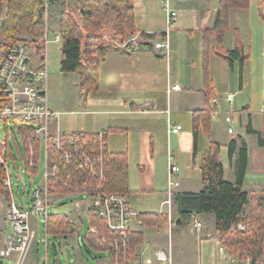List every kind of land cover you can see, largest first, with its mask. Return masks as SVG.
I'll use <instances>...</instances> for the list:
<instances>
[{
    "label": "crops",
    "instance_id": "crops-1",
    "mask_svg": "<svg viewBox=\"0 0 264 264\" xmlns=\"http://www.w3.org/2000/svg\"><path fill=\"white\" fill-rule=\"evenodd\" d=\"M164 1L134 0L136 32L154 35L150 44L133 52L119 49L108 51L100 64L98 89L88 100L85 101L82 96V101L76 102L71 108L64 101L60 103L50 99L49 95L51 108L61 113L59 126L63 132L107 131V151L128 153L126 195L130 206L139 213L132 218L130 231L139 234L142 240L131 253L132 264H138L141 259L145 264H163L157 259L159 250L170 253L174 264H250L249 258L239 259L227 249H221L223 246L218 238L213 213L199 214L188 226H179L178 206L174 199L171 207L173 224L170 225L168 207L163 202L167 198L169 150L174 163L180 168L177 174L180 185L175 190L176 197L188 192H200L204 188V154L212 145L220 146L219 155L225 179L228 170L231 178L227 180L235 182V160L243 143H246L248 166L240 188L250 194L264 193V145L259 143L258 137V132L263 130L264 106L253 107L252 97L248 100L241 97L254 87L251 66L253 59H259L264 64V19L261 16H248V10H230L229 28L221 43L217 41L215 34L209 36L206 31L215 25L220 0H169L178 12L170 26L167 23ZM246 17L250 21L248 28L245 27ZM241 21L242 25L239 27ZM50 22V30L54 31L51 30V33L55 34L58 32L57 21L53 18ZM234 28L240 30L244 51L249 55V71L245 70L242 80L237 62L233 67L227 59V50L235 45L232 34ZM167 30L170 51L166 58L162 52L154 49L153 43ZM61 47L62 43L58 48L60 51ZM246 48H249L248 52ZM259 74L264 87V71ZM50 75L49 71V80ZM173 85H179L181 90L168 91ZM225 93L235 95V133L228 132V125L223 119H212L210 133L205 134L196 126L197 113L208 107L210 95ZM170 122L181 125V131L169 134L167 130ZM249 129L255 132L251 133ZM226 133L229 138H226ZM235 146L237 152L234 160L227 165L221 155L224 153L228 156L229 150ZM41 185L42 183L39 186ZM50 194L62 198L57 200L61 209L55 207L51 212L49 205V213L67 215L75 231L66 237L57 236L61 248L74 249L75 258L68 260V264H92L79 240L73 238L83 229L92 201L85 203L75 200L74 205L68 207L62 196L66 193ZM10 198L9 193V198H5L7 207ZM15 198L17 199L16 196ZM17 200L21 206L31 203V199L24 205L21 200ZM81 208L84 210L83 224L78 227L76 222L81 217ZM148 214L160 215L167 218V221L161 225H152L156 220L145 219L144 216ZM39 218L41 217L32 218V226L37 235L24 264H32L36 257L37 244L41 240L34 221L38 223ZM196 221L202 223L199 229L195 227ZM6 223L7 227L0 232V247L5 245L6 239L12 234V231H8V226L11 227L8 218ZM240 223L247 228L245 219ZM94 228L90 227L89 230L93 231ZM47 237L45 232L46 243ZM84 237L87 252L97 251L86 244ZM91 257L98 259L92 254ZM6 259L7 263L0 262L16 264L18 254L14 253ZM99 263L110 264L108 253L106 259H101Z\"/></svg>",
    "mask_w": 264,
    "mask_h": 264
},
{
    "label": "trees",
    "instance_id": "trees-1",
    "mask_svg": "<svg viewBox=\"0 0 264 264\" xmlns=\"http://www.w3.org/2000/svg\"><path fill=\"white\" fill-rule=\"evenodd\" d=\"M73 6L80 11L82 23L76 20ZM260 13L264 19V0H259ZM250 0H220L216 12L215 25L206 29L208 35H216L218 42L223 41L229 28V11L246 10ZM49 22L54 18L58 22V31L62 39L60 71L65 74L76 73L85 101L98 89L100 64L108 51L115 48L101 41L91 42L87 37L103 34L115 36L136 32L134 0H48ZM45 27V5L43 0H0V60L7 57L10 49L21 41V33L33 35L32 41L37 47L43 46L42 36ZM235 45L227 50V59L231 66H237L240 79H243L249 55L245 53L239 29H232ZM85 42L84 48L82 43ZM221 47H223L221 45ZM211 85H209V88ZM2 94L0 93V96ZM3 101L0 100V110ZM212 115L209 107L197 113V125L205 134L211 130ZM1 127V124H0ZM5 143L1 147L6 160L23 163L27 168L33 157L30 146H34V158L38 157V141L32 139L30 128L16 122L4 124ZM196 134V130H194ZM249 132H255L249 129ZM105 133L107 131H104ZM88 137L95 133H86ZM107 135V133H106ZM259 143L264 145L263 130L258 132ZM237 146L229 150V162L232 163ZM220 146L212 145L204 154L203 176L205 186L200 192H188L175 197L178 206L179 226H188L193 219L202 213H213L216 218L215 228L221 245L239 259H250V264H264V193L250 194L241 190L243 178L248 166V148L243 143L235 160L236 180L225 179L223 164L220 160ZM57 161L63 170H72L74 164H68L49 150V163ZM107 171L104 179L105 192H128L129 156L127 152H108L106 154ZM82 177V174L78 175ZM5 170L0 164V195L9 198V190L4 184ZM94 180H91L93 183ZM52 193H80V187L66 189L58 184L51 187ZM93 195L91 190L87 191ZM97 206L92 202L88 207L90 227L85 233L86 244L94 250L107 252L110 264L114 263L115 253L112 240L118 236L98 215ZM143 217V216H142ZM145 219H155L152 225H161L167 221L160 215L148 214ZM246 220L247 228L243 231L236 226ZM144 222V220H143ZM146 223V222H144ZM90 229V228H89ZM47 236H68L74 228L69 217L64 214L50 213L45 221ZM130 242L126 248V258L131 260V253L141 243V236L128 230ZM104 240L98 243V239ZM123 263L124 259L120 258ZM0 264H2L0 262ZM124 264V263H123Z\"/></svg>",
    "mask_w": 264,
    "mask_h": 264
},
{
    "label": "built area",
    "instance_id": "built-area-1",
    "mask_svg": "<svg viewBox=\"0 0 264 264\" xmlns=\"http://www.w3.org/2000/svg\"><path fill=\"white\" fill-rule=\"evenodd\" d=\"M164 9L167 13L168 26L175 21L178 12L171 6L169 0L164 1ZM48 3L45 4V27L42 36L43 46L37 47L32 39L18 41L9 51L5 62L0 69V100L3 106L0 110V164L5 170L4 184L9 189L10 201L7 209L8 222L12 228V234L6 239L5 245L0 249V257H11L18 254L16 264H24L35 241L37 232L32 226V218L41 217L46 221L51 202V187L58 184L66 189L80 187L83 192L91 190L92 202L97 206L98 215L106 222L112 231L118 236L112 240L114 245L115 260L113 264H132L126 258V248L130 242L128 230L131 220L139 213L129 204L125 193L105 192L103 190L104 179L107 171V135L104 131L95 133L96 136L88 137L85 131L65 133L60 129V112L51 108L49 99V45L52 42L62 43L58 32L51 35L49 26ZM169 30L164 32L153 43L154 49L162 52L164 57L169 56L170 41ZM155 38L154 35L135 32L125 38L119 39L114 34H103L90 37L89 41H101L111 44L115 49L125 52H133L148 45ZM181 90L179 85L169 87L168 91ZM235 95H210L208 107L212 119H223L228 125V132L235 133L234 121L236 112L233 107ZM16 122L30 128L32 139L38 141L39 154L34 158V146H30L32 158L29 162L32 173L35 174L40 162L43 160L45 170L42 177V185L34 188L31 193V203L21 206L13 193V180L7 160L3 157L1 147L5 143L4 124L13 125ZM181 125L168 123V133H179ZM49 150L58 155L68 164H74L72 170H63L57 161L49 163ZM180 168L174 163L172 152H168V186L167 198L163 205L168 207L170 225L173 224L171 207L175 199V190L180 185L177 174ZM82 174V177L78 175ZM91 180H94L93 183ZM76 194V193H69ZM202 226L196 221L195 227ZM240 230L246 226L238 224ZM96 228L93 229L95 231ZM104 237L98 239L102 242ZM224 247H221V249ZM120 258L124 262H120ZM158 261L164 264H174L172 256L165 250L157 253ZM138 264H145L141 259Z\"/></svg>",
    "mask_w": 264,
    "mask_h": 264
},
{
    "label": "rangeland",
    "instance_id": "rangeland-1",
    "mask_svg": "<svg viewBox=\"0 0 264 264\" xmlns=\"http://www.w3.org/2000/svg\"><path fill=\"white\" fill-rule=\"evenodd\" d=\"M43 2L45 5L46 3H48V0H43ZM73 10H74L76 20L79 23H82L83 21L80 15V11L76 8V6H73ZM235 10H239V9H235ZM246 10L249 11L248 16L254 15V17L259 18L261 16L259 0H250V7ZM244 21L246 23L245 27L248 28V23L250 21L247 19V17L245 18ZM50 23L51 22H49V26H50ZM241 25H242V21L240 22L239 27H241ZM53 32L51 33V35H53ZM133 33H126L124 35H120L116 37H118L119 39L121 38L123 39ZM20 39L30 40V39H33V35L30 33H21ZM87 40L89 41V37H87ZM60 45H61L60 42H52L49 45V71L51 74L50 80H49V95H50V99L52 100L55 99L56 101H59L60 103L64 101L66 106L72 108V105H75L76 102L82 101L83 93L79 85L78 74L76 73L65 74L60 71V61H61L60 59L62 56L61 51L58 49ZM84 45H85V42L82 43L83 48H84ZM248 49L249 48H246V52H248ZM5 60H6V57L0 60V69H1L2 64L5 62ZM251 63H252L251 66L253 68V73H254V83H253L254 87H253V90L243 93L241 97L245 100H248L249 98L252 97V101L254 104L253 107L261 108L262 106H264V87H262V78L259 73L261 71H264L263 69L264 64H262L259 59H253ZM246 70L249 71V68L247 69L246 67ZM226 94L228 93H225L223 95H226ZM3 128H4V125H3ZM225 136L226 138H229V134L226 133ZM221 157L222 159H224V161L228 165L229 164L228 156L222 153ZM7 165L12 174L14 195L17 197V199L21 200L22 205H24L26 204L25 203L26 201L31 199L32 190L34 188H37L42 183V177H43L44 170H45L44 162L43 160L40 162L39 167L37 168L35 174H31L32 173L31 168H27L23 163H20V162H14V161L7 160ZM226 178L227 179L231 178L228 170L226 172ZM62 196L64 198L63 199L64 203H67L69 205L68 207H72L74 205L75 200H80L85 203H89L90 201H93L92 197L87 192H80L76 194H67V195L65 194ZM59 198H62V197H60L59 195H55V194L51 196V200H52V204H50L51 212L54 211L55 207L61 209L57 201ZM5 201H6L5 198L0 195V232L3 231V229L7 227L6 222H7V208L8 207ZM82 208L80 209L81 217L79 218V221L76 222V225L78 227H82V224H83L82 215H83L84 210ZM39 219H40L39 222L35 223L34 221V224H37V228L39 231V238L41 241L39 244H37L38 249H37L36 257L32 261V264H68L67 262L68 260H74L75 258L73 256L74 249L72 247L71 248H61L59 246V242H60L59 237L48 236L47 243L45 242L44 220L42 218H39ZM89 228H90V224H89V220L87 216L85 217L83 229L79 230L73 238L79 240V244L84 249L86 256L88 257L89 261L92 264H100L99 261L101 259H106L107 253L103 251H90V253H88L83 243L84 234L86 231L89 230ZM237 229L240 230L239 228ZM8 231L10 232L12 231V228L9 226H8ZM46 246L48 247V252H46ZM2 247H0V249ZM56 252L58 255H56ZM91 254L94 256H97L98 259L97 260L92 259ZM0 261H4L7 263V259L5 257H0Z\"/></svg>",
    "mask_w": 264,
    "mask_h": 264
}]
</instances>
